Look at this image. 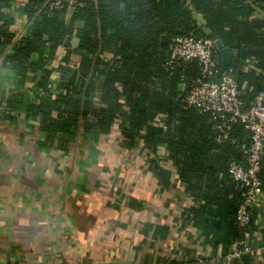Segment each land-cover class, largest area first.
I'll use <instances>...</instances> for the list:
<instances>
[{"label":"trees","instance_id":"1","mask_svg":"<svg viewBox=\"0 0 264 264\" xmlns=\"http://www.w3.org/2000/svg\"><path fill=\"white\" fill-rule=\"evenodd\" d=\"M14 2L0 0L5 20L0 26V61L20 77L19 87L29 73L41 74L32 87L35 99L18 89L8 105L40 118L42 145L67 150L80 129L106 134L117 124L129 147L142 142L150 152L164 146L173 154L181 178L189 183L187 190L204 187L197 195L204 200L202 210L214 214L216 202L223 207L227 234L215 244L230 246L246 239L253 214L247 227L238 225L243 188L230 178L228 162L242 158L241 144L250 141V134L235 123L228 137L219 140L212 115L185 101L183 85L200 75L198 61L173 69L166 62L171 56L168 40L174 35L193 32L208 40L220 38L232 51L233 64L225 65L218 50L219 66L233 68L248 105L264 90V0H80L68 18L44 0H27L19 8L30 21L23 34L10 29ZM79 21L84 25L77 26ZM67 35L79 37L80 43L74 49L65 47L59 79L53 83L48 66ZM73 54L80 56L78 64ZM261 178L264 187V158Z\"/></svg>","mask_w":264,"mask_h":264},{"label":"crops","instance_id":"2","mask_svg":"<svg viewBox=\"0 0 264 264\" xmlns=\"http://www.w3.org/2000/svg\"><path fill=\"white\" fill-rule=\"evenodd\" d=\"M26 2L13 3L15 34L30 26L19 11ZM65 47L48 66L53 83ZM40 74L19 87L0 61V264H264V187L245 239L251 251L227 263L229 246L215 244L227 234L223 207L202 210L204 187L187 190L164 146L129 147L117 124L106 134L80 129L67 150L42 145L40 118L8 105L18 89L35 99Z\"/></svg>","mask_w":264,"mask_h":264},{"label":"built area","instance_id":"3","mask_svg":"<svg viewBox=\"0 0 264 264\" xmlns=\"http://www.w3.org/2000/svg\"><path fill=\"white\" fill-rule=\"evenodd\" d=\"M80 0H44L51 10L63 11L66 18L77 10ZM5 24L0 9V26ZM171 56L166 62L173 69L180 63L194 60L200 65V75L185 84V101L188 105L210 113L215 120L214 127L219 131V140L228 137V130L235 123L243 125L250 134V141L243 142L242 158H231L228 162V174L243 188V200L236 214L240 227H247L252 218L253 209L259 202L263 181L261 178L264 158V90L257 92L247 105L242 97L244 88L235 77L232 67L221 69L218 48L215 41L196 36L193 32L177 34L169 40ZM251 251L244 240H234L226 254V262Z\"/></svg>","mask_w":264,"mask_h":264},{"label":"water","instance_id":"4","mask_svg":"<svg viewBox=\"0 0 264 264\" xmlns=\"http://www.w3.org/2000/svg\"><path fill=\"white\" fill-rule=\"evenodd\" d=\"M83 25H84L83 21L77 22V26H83ZM206 32L209 33L210 29L207 28ZM162 38H163V41L167 42V36L166 35H163ZM214 41H215L216 47L220 51V55L222 57V60H223L224 64L227 65V66H231L233 64V54H232V51L230 50V48L225 46L223 41L220 38H217ZM79 43H80V38L79 37H73L71 39V36L67 35L66 39H65V42H64V45L68 46L69 44H71L72 48H76V47H78ZM185 87H186V85L184 84L183 85V90L184 91H185Z\"/></svg>","mask_w":264,"mask_h":264}]
</instances>
